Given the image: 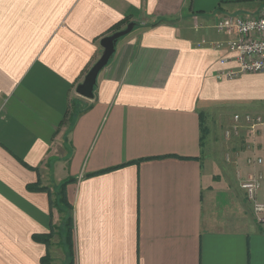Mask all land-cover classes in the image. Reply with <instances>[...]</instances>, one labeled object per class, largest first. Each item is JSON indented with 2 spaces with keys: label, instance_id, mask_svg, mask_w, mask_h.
<instances>
[{
  "label": "crops",
  "instance_id": "obj_1",
  "mask_svg": "<svg viewBox=\"0 0 264 264\" xmlns=\"http://www.w3.org/2000/svg\"><path fill=\"white\" fill-rule=\"evenodd\" d=\"M263 7L0 0V264H46L51 243L32 236L59 221L52 201L68 178L73 264H264V226L239 187L264 138L244 127L225 137L237 112L222 109L264 117V72L217 78L234 65H222L228 50L213 44L227 39L214 29L225 12ZM125 20L133 29L98 73L93 98L79 96L100 40Z\"/></svg>",
  "mask_w": 264,
  "mask_h": 264
},
{
  "label": "built area",
  "instance_id": "obj_2",
  "mask_svg": "<svg viewBox=\"0 0 264 264\" xmlns=\"http://www.w3.org/2000/svg\"><path fill=\"white\" fill-rule=\"evenodd\" d=\"M214 29L225 34L227 39L213 44H224L228 55L220 63H232L234 68L222 69L217 78H233L240 73L264 72V14L262 13H231L219 18ZM232 125L224 130L225 137L246 129L251 138H264V117L260 114L235 113L231 117ZM230 159V154L226 155ZM246 163L251 170L239 179V187L251 203L255 222L264 226V156L249 155Z\"/></svg>",
  "mask_w": 264,
  "mask_h": 264
},
{
  "label": "rangeland",
  "instance_id": "obj_3",
  "mask_svg": "<svg viewBox=\"0 0 264 264\" xmlns=\"http://www.w3.org/2000/svg\"><path fill=\"white\" fill-rule=\"evenodd\" d=\"M250 9H241L237 11H231L228 10L227 12L224 13V15H228L231 13H247L249 12ZM254 13H262L264 14V7L263 8H258L254 11ZM211 23V21L209 22ZM78 108H84L85 105L83 104H78ZM243 107L241 105L237 104H231V103H226L223 105V110L226 114L229 116L234 113H246ZM215 128H216V134L218 137H221L223 135V129L225 125H223L222 119L217 117L215 119ZM69 202V201H68ZM55 212L58 214L59 221L55 223L51 230V235L48 241V244L50 245L51 243V249H47L48 251V259H49V264H69L70 261V256L68 252V243L66 241V234L68 231V217L71 215L72 217V230H73V216H72V207H64L62 211H59L57 208L54 207ZM73 234V233H72ZM52 241V242H51ZM73 249V247H72ZM73 263H74V253H73Z\"/></svg>",
  "mask_w": 264,
  "mask_h": 264
},
{
  "label": "water",
  "instance_id": "obj_4",
  "mask_svg": "<svg viewBox=\"0 0 264 264\" xmlns=\"http://www.w3.org/2000/svg\"><path fill=\"white\" fill-rule=\"evenodd\" d=\"M134 23L129 22L125 28L115 31L109 35L104 36L100 40L102 53L99 58L86 72L83 80L76 86V93L86 99L93 98V88L96 84L98 73L103 69L115 51V45L121 37L130 33L133 29Z\"/></svg>",
  "mask_w": 264,
  "mask_h": 264
},
{
  "label": "trees",
  "instance_id": "obj_5",
  "mask_svg": "<svg viewBox=\"0 0 264 264\" xmlns=\"http://www.w3.org/2000/svg\"><path fill=\"white\" fill-rule=\"evenodd\" d=\"M128 23L129 22L127 20L117 22L116 24H114L113 26L110 27V29L108 30V33L111 34L115 31H118L121 29V26L123 24H128ZM82 109L78 108L77 106H73L72 112H71L72 117L76 116ZM206 133H207L206 127L202 126V128H201V140L206 136ZM74 180H75L74 178H68V179L62 181L60 183V185L58 186V189H57L56 195H55V199H54V201H52V206L57 208L59 211H62L64 207H69V208L72 207L71 204L67 200L65 187H66V184H68ZM29 188L30 189H39L40 187H38L37 185H32V186H29ZM67 226H68V231L66 234V241L68 243V252H69L68 254L70 256L69 264H73L72 227H71L72 226V217H71V215L68 217ZM50 235H51V231L47 234L33 235L32 238L35 241L43 242V243H46L48 245ZM47 257H48V251H47L46 255L43 258H41V262L49 264V262H48L49 259Z\"/></svg>",
  "mask_w": 264,
  "mask_h": 264
}]
</instances>
